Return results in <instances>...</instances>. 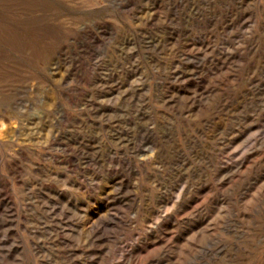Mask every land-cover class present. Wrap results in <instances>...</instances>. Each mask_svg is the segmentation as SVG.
Instances as JSON below:
<instances>
[{"label":"rangeland","instance_id":"374dc122","mask_svg":"<svg viewBox=\"0 0 264 264\" xmlns=\"http://www.w3.org/2000/svg\"><path fill=\"white\" fill-rule=\"evenodd\" d=\"M0 264H264V0H0Z\"/></svg>","mask_w":264,"mask_h":264},{"label":"bare ground","instance_id":"6f19581e","mask_svg":"<svg viewBox=\"0 0 264 264\" xmlns=\"http://www.w3.org/2000/svg\"><path fill=\"white\" fill-rule=\"evenodd\" d=\"M196 46V45H195ZM200 49V48H199ZM205 50H206V48H205ZM203 51H204V49H203ZM32 131V130H31ZM32 133H33V131H32ZM20 134V133H19ZM35 134V133H34ZM33 136V135H32ZM31 137V136H30ZM122 138V137H121ZM29 139V138H28Z\"/></svg>","mask_w":264,"mask_h":264}]
</instances>
